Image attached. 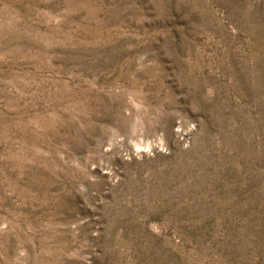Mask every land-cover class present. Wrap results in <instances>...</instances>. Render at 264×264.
<instances>
[{
	"label": "rangeland",
	"instance_id": "obj_1",
	"mask_svg": "<svg viewBox=\"0 0 264 264\" xmlns=\"http://www.w3.org/2000/svg\"><path fill=\"white\" fill-rule=\"evenodd\" d=\"M0 264H264V0H0Z\"/></svg>",
	"mask_w": 264,
	"mask_h": 264
}]
</instances>
